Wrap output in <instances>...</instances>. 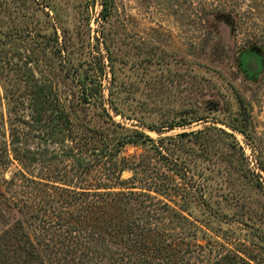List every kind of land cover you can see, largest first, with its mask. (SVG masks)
Masks as SVG:
<instances>
[{"label":"rangeland","instance_id":"obj_1","mask_svg":"<svg viewBox=\"0 0 264 264\" xmlns=\"http://www.w3.org/2000/svg\"><path fill=\"white\" fill-rule=\"evenodd\" d=\"M109 1L104 21L100 0H0V13L3 29L12 25L9 12L18 9L30 13L34 25L43 24L47 34L57 18L59 37L67 30L76 46L75 64L97 57L107 66L102 31L114 52L119 112L112 116L116 124L109 125L91 109L90 124L108 127L118 137L142 131L171 150L166 151L173 165L140 142L126 144L117 157H142L154 177L176 188L168 194L189 197L185 214L208 221L205 233L197 232L198 243L205 244L207 235L252 264H264V0ZM30 42L9 49L20 68L16 72H23L24 58L34 50ZM42 50L51 54L50 48ZM34 56L31 52L28 65L40 77ZM54 71L58 98L67 106L74 87L64 71ZM104 94L107 99L108 90ZM238 101L246 110V133L233 126L232 119L240 118ZM205 127L228 135L216 129L194 133ZM183 132L191 134L180 137ZM17 170L15 161L0 170L2 189L3 179ZM133 175L125 169L121 179Z\"/></svg>","mask_w":264,"mask_h":264},{"label":"trees","instance_id":"obj_2","mask_svg":"<svg viewBox=\"0 0 264 264\" xmlns=\"http://www.w3.org/2000/svg\"><path fill=\"white\" fill-rule=\"evenodd\" d=\"M100 1L98 15L104 21L110 1ZM9 14L12 25L3 29L0 13V170L14 161L18 170L3 179L5 189L0 180V264H252L207 235L205 244L198 243L197 232L204 234L208 221L185 214L189 197L168 194L176 188L154 177L142 157H117L126 144L140 142L172 164L166 146L155 145L142 131L118 137L108 127L90 124L91 109L109 125L116 124L112 116L119 112L114 52L103 32L107 66L97 57L75 64L76 46L67 30L59 37L57 18L47 34L30 13L15 9ZM28 38L34 50L25 56L23 72H16L20 68L9 49L18 43L24 47ZM31 52L40 77L28 65ZM57 67L74 87L67 106L58 98ZM238 111L233 126L246 133L243 101ZM213 129L224 133L215 127L194 133ZM231 147L244 158L240 146L233 142ZM125 169L134 172L127 181L121 179ZM137 182L140 190L134 191Z\"/></svg>","mask_w":264,"mask_h":264}]
</instances>
